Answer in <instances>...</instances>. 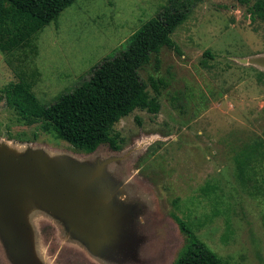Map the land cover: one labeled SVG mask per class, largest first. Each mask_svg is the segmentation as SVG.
<instances>
[{
	"label": "rangeland",
	"instance_id": "374dc122",
	"mask_svg": "<svg viewBox=\"0 0 264 264\" xmlns=\"http://www.w3.org/2000/svg\"><path fill=\"white\" fill-rule=\"evenodd\" d=\"M168 3L75 0L19 49L38 100L88 79ZM171 37L179 52L162 47L139 69L150 96L158 82L159 111L115 123L119 151L76 150L21 119L6 103L4 87L18 79L0 51V158L28 147L60 159L61 178L81 185L69 199L97 232L85 237L53 202L24 191L5 205L14 217L0 218V264H174L187 245L175 216L225 264H264V189L244 186L233 162L244 143L264 141V21L237 0H201Z\"/></svg>",
	"mask_w": 264,
	"mask_h": 264
},
{
	"label": "trees",
	"instance_id": "16d2710c",
	"mask_svg": "<svg viewBox=\"0 0 264 264\" xmlns=\"http://www.w3.org/2000/svg\"><path fill=\"white\" fill-rule=\"evenodd\" d=\"M74 1L0 0V51L5 54V62L18 79L4 87L6 103L26 123L39 122L42 131L70 143L76 150L89 153L99 145L107 144L111 150L119 151L123 141L113 131L115 123L135 109L156 113L160 107L158 82L152 79L155 94L150 96L139 69L162 47L179 52L171 34L201 0H169L155 17L131 35L123 51L104 59L88 79L73 90L63 93L50 104H42L32 91L33 76L37 73L28 74L25 68L27 55L20 58L22 51L19 49L29 47L33 36ZM237 1L246 6L251 21H264V0ZM205 53L210 55L208 51ZM33 136L35 138L36 134ZM262 161L264 141L259 138L244 143L235 153L236 176L244 186L264 189V175L259 167ZM258 175H261L260 179ZM175 219L187 235V245L174 264H225L195 237L185 221L176 216Z\"/></svg>",
	"mask_w": 264,
	"mask_h": 264
},
{
	"label": "water",
	"instance_id": "95a60500",
	"mask_svg": "<svg viewBox=\"0 0 264 264\" xmlns=\"http://www.w3.org/2000/svg\"><path fill=\"white\" fill-rule=\"evenodd\" d=\"M241 60L247 61V59ZM37 154H39L38 150L25 147L23 150L18 148L13 155L15 159L11 161L0 158V218L6 219V214H8L7 220L14 217V215L9 217L7 207H5V205L10 202V197L14 196L17 202L20 193L24 191L27 193L28 190H33V192L38 195V199H44V201L50 204L53 202L55 207L61 211L65 218H68L70 224H75L85 233H83L85 237L97 234L96 230L87 221L78 216L75 210L76 206H73L76 205V201L74 199H69L74 197H77V199L79 198L77 196V191L81 189V185L79 187H73L70 178H61L59 174L61 167L58 163L60 159L56 160L53 157L52 159H45V156L41 158ZM42 170L44 172H49V176H53V181L58 186L44 179L42 177ZM59 189H64L65 192L63 191V193L65 197L59 195ZM91 195L92 193L87 195V199L91 197ZM86 201L87 200L84 202L85 206ZM90 208L92 207H89L87 210L90 211ZM92 209H94V211L97 210L95 208ZM15 213V215H17V212Z\"/></svg>",
	"mask_w": 264,
	"mask_h": 264
}]
</instances>
